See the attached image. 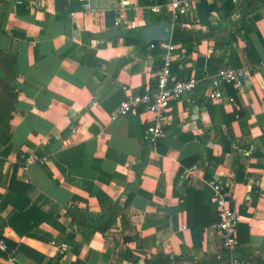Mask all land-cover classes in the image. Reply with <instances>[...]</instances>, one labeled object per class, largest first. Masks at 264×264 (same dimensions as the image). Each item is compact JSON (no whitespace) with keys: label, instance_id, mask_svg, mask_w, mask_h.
Returning a JSON list of instances; mask_svg holds the SVG:
<instances>
[{"label":"crops","instance_id":"obj_1","mask_svg":"<svg viewBox=\"0 0 264 264\" xmlns=\"http://www.w3.org/2000/svg\"><path fill=\"white\" fill-rule=\"evenodd\" d=\"M84 1L0 0V233L15 242L0 264H227L207 165L239 215L237 256L264 264V0H191L176 19L149 0H90L93 13ZM163 20L172 74L199 84L151 146L153 114L117 107L124 87L157 91L162 52L114 33ZM247 63L242 86L207 97L209 75ZM31 208L47 218L18 234L12 221ZM195 215L208 222L192 233Z\"/></svg>","mask_w":264,"mask_h":264},{"label":"built area","instance_id":"obj_2","mask_svg":"<svg viewBox=\"0 0 264 264\" xmlns=\"http://www.w3.org/2000/svg\"><path fill=\"white\" fill-rule=\"evenodd\" d=\"M191 0H166L164 3H155L152 9L160 11L163 7H169L173 12V18L176 19L180 14L185 13L190 5ZM85 13H93L96 9L90 0L83 3ZM74 15L75 11H71ZM176 42L171 39L166 41H152L148 44L150 51L160 49L162 52V64L156 78L157 91L150 90L136 91L124 87L126 94L117 107L119 114H127L141 111L153 114L145 124V131L142 140L148 145H156L159 138L164 134L166 126L169 124L167 112L173 101L178 100L185 92L194 90L199 80L195 76L178 79L172 74L171 65L174 59V50ZM254 67L247 63L239 67L222 66L213 74L207 77L208 88L207 97L218 99L223 96L222 86L231 85L240 87L244 81L250 77ZM214 191V201L216 210V226L221 234L222 246L229 255L227 264H245L236 254L238 248L237 230L239 215L233 204V198L214 179H210ZM0 249L7 251L6 244L0 239ZM11 260V257L8 256Z\"/></svg>","mask_w":264,"mask_h":264},{"label":"trees","instance_id":"obj_3","mask_svg":"<svg viewBox=\"0 0 264 264\" xmlns=\"http://www.w3.org/2000/svg\"><path fill=\"white\" fill-rule=\"evenodd\" d=\"M149 1L150 2H156V3H164L166 0H149ZM226 6H227V8H229L228 4H226ZM209 8H211V7L209 6ZM122 37H124L126 39V42L129 44H136L141 49L145 48L144 45L140 44L137 41V39L133 37L132 33H128L127 35L122 36ZM242 38L245 40V43H246L248 49L250 50L251 54L254 56L255 61H258V57L256 56V52H255V49H254L252 42L244 34L242 35ZM172 39L177 40V37L172 36ZM228 86L231 87V85H229V84H228ZM230 87H229V89H230L229 92H230V95L232 96V98L234 99L235 95H234V93ZM233 118H235L234 115L230 116V119H233ZM218 136L219 137L215 141L222 145L223 151H225V152L230 151L231 150V142L228 139V137L224 133H221ZM196 160H197V156H193V157L182 160L180 163L179 170L177 172V176L179 177L181 174L184 173V171H185L184 167L191 166L193 163H195ZM213 174H214V170L212 168H210L209 165H207L205 168V177L206 178H213ZM221 183L223 184V181ZM224 187H225V185H224ZM199 195H200L199 191L188 190L186 192V194L183 195V198L189 200L190 197H191V199H193V197H196V199H197V197ZM45 218H47V216L45 214H43L38 208H31L28 211L20 213L12 221V226H13V229L18 234H24V233L28 232L29 230H31L32 228H34V226L39 224V222H41ZM206 222H208V220H205L203 222L202 220H200L195 215L190 220V228L192 230V233H195V231H197L199 224H205ZM108 225H109V221H105L100 229L103 231L108 227ZM0 239H2L4 241V243L6 244V247H7V251L0 250V254L7 256L8 253L14 249L15 242L13 240L3 236L1 233H0Z\"/></svg>","mask_w":264,"mask_h":264},{"label":"water","instance_id":"obj_4","mask_svg":"<svg viewBox=\"0 0 264 264\" xmlns=\"http://www.w3.org/2000/svg\"><path fill=\"white\" fill-rule=\"evenodd\" d=\"M128 33H132L133 37L137 41L146 46L152 41H166L171 36V23L169 21H158L148 25L133 27L130 30H118L114 33L117 36H125ZM215 180H219L218 175L213 176Z\"/></svg>","mask_w":264,"mask_h":264}]
</instances>
